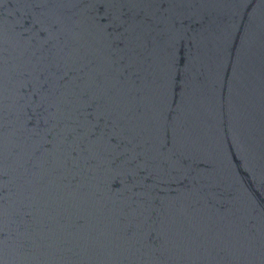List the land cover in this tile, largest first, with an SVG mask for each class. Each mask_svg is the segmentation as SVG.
<instances>
[{"label": "water", "instance_id": "obj_1", "mask_svg": "<svg viewBox=\"0 0 264 264\" xmlns=\"http://www.w3.org/2000/svg\"><path fill=\"white\" fill-rule=\"evenodd\" d=\"M0 264H264V0H0Z\"/></svg>", "mask_w": 264, "mask_h": 264}]
</instances>
